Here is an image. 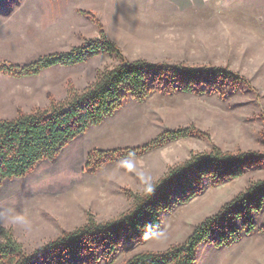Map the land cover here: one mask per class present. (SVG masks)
Here are the masks:
<instances>
[{"label":"rangeland","instance_id":"rangeland-1","mask_svg":"<svg viewBox=\"0 0 264 264\" xmlns=\"http://www.w3.org/2000/svg\"><path fill=\"white\" fill-rule=\"evenodd\" d=\"M171 1L0 0L4 66L24 67L69 52L98 39L101 26L125 62L225 68L244 80L235 92L226 87L213 95L155 91L144 102L127 98L112 117L69 143L55 161L4 181L0 228L12 230L28 253L81 228L90 216L100 224L119 219L133 207L130 194H142L193 154L218 147L225 153L264 155V0H185L188 7H174ZM120 63L115 55L100 53L82 64L55 66L33 77L0 72V119L48 110ZM182 128H194L199 135L118 159L95 172L87 168L94 151L141 148ZM259 180H264V164L221 185L206 180L202 194L162 216L158 233L121 248L111 263L99 251L96 264H126L138 254L185 243L204 220ZM254 217L257 228L263 227L264 209ZM258 229L231 247L205 243L202 248L233 250L218 264H264V233Z\"/></svg>","mask_w":264,"mask_h":264},{"label":"trees","instance_id":"trees-1","mask_svg":"<svg viewBox=\"0 0 264 264\" xmlns=\"http://www.w3.org/2000/svg\"><path fill=\"white\" fill-rule=\"evenodd\" d=\"M100 53L115 55L121 63L100 72L83 92H72L66 101L53 103L48 110L20 112L13 120L0 119V189L4 181L25 177L39 163L55 161L69 143L112 117L127 98L144 102L155 91L213 95L226 87L235 92L244 82L225 68L156 65L143 60L125 62L101 26L98 39L24 67L0 64V72L16 78L33 77L55 66L82 64ZM194 135H199L194 128H182L168 131L141 148L97 150L88 156L87 168L95 172L107 163ZM261 164L264 155L260 153L232 154L214 147L211 152L193 154L185 163L170 168L158 182L148 185L142 194H130L133 207L119 219L100 224L90 216L81 228L63 233L32 253L15 239L12 230L0 228V264H96L99 251L111 263L121 248L144 243L151 234L158 233L162 216L202 194L206 180L221 185ZM263 209L264 180H259L204 220L185 243L164 252L138 254L126 264H197L201 245L228 248L244 234L257 231L254 215ZM258 231L264 233V226Z\"/></svg>","mask_w":264,"mask_h":264},{"label":"crops","instance_id":"crops-1","mask_svg":"<svg viewBox=\"0 0 264 264\" xmlns=\"http://www.w3.org/2000/svg\"><path fill=\"white\" fill-rule=\"evenodd\" d=\"M195 3L197 4V0H194ZM170 4L174 7H188L190 3L185 2V0H172ZM100 127V126H98ZM97 128V127H95ZM201 245V251L198 253V263L200 264L203 262V264H218V261L220 258L223 256L228 257L231 256V253L233 250L231 249H225L222 251L215 250L213 248H208V247H203Z\"/></svg>","mask_w":264,"mask_h":264}]
</instances>
